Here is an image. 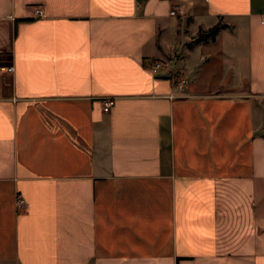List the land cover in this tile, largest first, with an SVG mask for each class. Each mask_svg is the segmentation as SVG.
<instances>
[{
  "label": "crops",
  "instance_id": "1",
  "mask_svg": "<svg viewBox=\"0 0 264 264\" xmlns=\"http://www.w3.org/2000/svg\"><path fill=\"white\" fill-rule=\"evenodd\" d=\"M0 264H264V0H0Z\"/></svg>",
  "mask_w": 264,
  "mask_h": 264
},
{
  "label": "built area",
  "instance_id": "2",
  "mask_svg": "<svg viewBox=\"0 0 264 264\" xmlns=\"http://www.w3.org/2000/svg\"><path fill=\"white\" fill-rule=\"evenodd\" d=\"M36 12L38 15H43V9L41 7L36 8ZM172 13H174V11H172ZM161 66V62L160 61H156L152 64L151 69L154 72H157L158 69ZM187 81V78L184 75H180L178 77V83L180 86H183ZM115 103V98L114 97H107L103 100V109L104 111H109L111 109V107L114 105ZM18 205H24L26 203L25 199L22 197H18L17 199Z\"/></svg>",
  "mask_w": 264,
  "mask_h": 264
},
{
  "label": "trees",
  "instance_id": "3",
  "mask_svg": "<svg viewBox=\"0 0 264 264\" xmlns=\"http://www.w3.org/2000/svg\"><path fill=\"white\" fill-rule=\"evenodd\" d=\"M212 31H215V27L213 28V30Z\"/></svg>",
  "mask_w": 264,
  "mask_h": 264
}]
</instances>
